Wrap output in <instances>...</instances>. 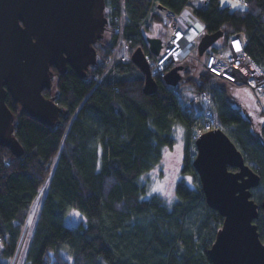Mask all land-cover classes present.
Here are the masks:
<instances>
[{
	"label": "trees",
	"instance_id": "trees-1",
	"mask_svg": "<svg viewBox=\"0 0 264 264\" xmlns=\"http://www.w3.org/2000/svg\"><path fill=\"white\" fill-rule=\"evenodd\" d=\"M156 1L177 13L189 7L206 22L205 33L223 31L200 56L243 32L245 51L264 71V0H242L243 7L235 8L221 0H196L198 5L195 0H105L108 22L94 44L96 62L85 76L68 65L44 90L63 108L57 122L37 120L7 93L15 115L13 134L24 152L16 155L0 144V264H10L17 252L40 193L22 264H213L208 250L224 217L207 203L193 164L198 125L204 127L193 96L202 91L217 93L218 105L210 113L260 175L252 197L260 205L254 222L264 242V110L253 116L236 101L233 88L241 84L217 77L192 59L183 63L177 85L156 80V92H144V73L131 55L138 47L146 51L145 36L164 40L159 14L144 22ZM154 24L160 26L157 34L150 31ZM178 124L186 140L182 177L170 201L148 194L142 177L173 147ZM72 209L83 219L68 225Z\"/></svg>",
	"mask_w": 264,
	"mask_h": 264
},
{
	"label": "water",
	"instance_id": "water-1",
	"mask_svg": "<svg viewBox=\"0 0 264 264\" xmlns=\"http://www.w3.org/2000/svg\"><path fill=\"white\" fill-rule=\"evenodd\" d=\"M107 22L105 0H0L1 145L16 155L24 152L13 134L15 115L6 102L7 93L37 120L57 122L63 108L44 94L53 85L52 66L63 72L70 63L85 76L88 66L97 60L94 43L103 36ZM222 35V30L205 33L199 41V54L203 55ZM148 41L158 54L162 41L156 37ZM131 59L144 73V92H156L158 83L144 49L136 48ZM183 69V64L173 67L166 75L167 82L177 85ZM196 151L193 164L207 203L224 217L208 250L212 263L264 264V242L254 222L260 215V205L252 197L260 175L246 163L222 128L200 134ZM261 207L264 217V199Z\"/></svg>",
	"mask_w": 264,
	"mask_h": 264
},
{
	"label": "built area",
	"instance_id": "built-area-1",
	"mask_svg": "<svg viewBox=\"0 0 264 264\" xmlns=\"http://www.w3.org/2000/svg\"><path fill=\"white\" fill-rule=\"evenodd\" d=\"M155 5L156 8L150 10L144 18V22H150L152 14L157 13L166 26L165 37L158 54L151 50L148 38L145 36V54L156 80L161 81L166 87H171L172 84L166 80L167 73L176 65L183 64L193 58L192 60L202 64L205 69L217 77L241 85H250L258 93V96L263 97L259 87L264 80V71L245 51L247 39L243 32L231 34L223 48L211 49L205 57L200 56L198 45L201 37L205 34L206 22L195 15L189 7H184L177 13L158 1ZM187 13L192 14L193 17ZM237 45L239 46L238 49ZM126 48L129 49V44H126ZM198 95L194 99V106L198 112L204 114V123V119L209 121L212 116L202 102L207 91H202ZM202 133L198 131L195 140Z\"/></svg>",
	"mask_w": 264,
	"mask_h": 264
},
{
	"label": "rangeland",
	"instance_id": "rangeland-1",
	"mask_svg": "<svg viewBox=\"0 0 264 264\" xmlns=\"http://www.w3.org/2000/svg\"><path fill=\"white\" fill-rule=\"evenodd\" d=\"M221 1L223 5H229L232 8H235L233 7V4H236V3L240 5L238 7H243L242 0H221ZM192 4L198 5L199 3L198 1L195 0L194 2H192ZM159 27H160L159 25L154 24L151 26L150 31L153 34H157ZM263 83H264V80H262V84L259 87V89H261V92L263 93L262 95L263 97L258 96V93L255 92L253 87L250 85L244 84L242 86H234L233 88V92L236 95L237 103L241 107H244L245 109L250 111L252 115L256 117L261 116V110L262 111L264 110V85ZM198 93L199 92H196L194 94L193 96L194 99L199 96ZM209 93L210 91H207V95L203 98L202 102L206 110H209L210 112H212L211 106L218 105L217 104L218 100L216 99L217 93L216 95L214 91L210 95ZM194 99H193V107L195 109ZM195 110H196V113H201V112H198L197 109ZM211 115H212L211 120L206 121V119H204L203 128H200L201 125H198L199 132H205L206 130H209L212 128H218V123L216 121V118L214 117L213 114ZM263 119H264V113H263ZM201 121L203 120L201 119ZM174 137H175V143L173 147L166 148L160 162L150 172L144 174L142 177V182H144L148 187V194L158 193V194L163 195L165 198L169 199L170 201H173L175 199V186H176L177 181L182 177L181 168L183 164V155H184L185 140H186V132H185V128L183 125L178 124L175 126ZM186 179L189 181L190 176H186ZM41 195L42 194L40 193V195L37 196V198L33 201L30 207L17 252L11 258L10 264H22L23 263L24 254L26 251V245L34 229V222L36 220V215L38 213V209L40 206ZM81 219H83V215L80 213V211L77 209H72L70 213L68 214V216L66 217L65 222L68 225H73L81 221Z\"/></svg>",
	"mask_w": 264,
	"mask_h": 264
},
{
	"label": "flooded vegetation",
	"instance_id": "flooded-vegetation-1",
	"mask_svg": "<svg viewBox=\"0 0 264 264\" xmlns=\"http://www.w3.org/2000/svg\"><path fill=\"white\" fill-rule=\"evenodd\" d=\"M105 15H106V13H105ZM95 43H97V41H96ZM95 43H94V44H95ZM68 65H71V64L68 63V64H67V67H68ZM91 65H93V64H90V65L88 66V68H89ZM88 68H87V69H88ZM52 69H53L54 73H60V71H59L54 65L52 66ZM66 69H67V68H66ZM87 69H86V70H87ZM63 72H64V71H63ZM85 75H86V74H85ZM53 76H54V74H53Z\"/></svg>",
	"mask_w": 264,
	"mask_h": 264
},
{
	"label": "snow or ice",
	"instance_id": "snow-or-ice-1",
	"mask_svg": "<svg viewBox=\"0 0 264 264\" xmlns=\"http://www.w3.org/2000/svg\"><path fill=\"white\" fill-rule=\"evenodd\" d=\"M238 6H240L238 3H236V4H233V7H238ZM238 45H237V49H238Z\"/></svg>",
	"mask_w": 264,
	"mask_h": 264
},
{
	"label": "clouds",
	"instance_id": "clouds-1",
	"mask_svg": "<svg viewBox=\"0 0 264 264\" xmlns=\"http://www.w3.org/2000/svg\"><path fill=\"white\" fill-rule=\"evenodd\" d=\"M199 53V52H198ZM155 78V77H154ZM207 131V130H206Z\"/></svg>",
	"mask_w": 264,
	"mask_h": 264
},
{
	"label": "crops",
	"instance_id": "crops-1",
	"mask_svg": "<svg viewBox=\"0 0 264 264\" xmlns=\"http://www.w3.org/2000/svg\"><path fill=\"white\" fill-rule=\"evenodd\" d=\"M189 15V13H187Z\"/></svg>",
	"mask_w": 264,
	"mask_h": 264
},
{
	"label": "bare ground",
	"instance_id": "bare-ground-1",
	"mask_svg": "<svg viewBox=\"0 0 264 264\" xmlns=\"http://www.w3.org/2000/svg\"><path fill=\"white\" fill-rule=\"evenodd\" d=\"M153 74V73H152ZM154 76V75H153Z\"/></svg>",
	"mask_w": 264,
	"mask_h": 264
}]
</instances>
